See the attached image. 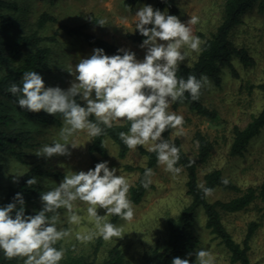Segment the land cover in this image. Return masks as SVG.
I'll return each mask as SVG.
<instances>
[{"label":"clouds","instance_id":"9594fccd","mask_svg":"<svg viewBox=\"0 0 264 264\" xmlns=\"http://www.w3.org/2000/svg\"><path fill=\"white\" fill-rule=\"evenodd\" d=\"M133 21L135 31L142 37L138 45L144 50L142 59L129 48L121 47L108 55L103 48L96 47L67 70L73 79L66 89L46 86L43 76L34 70L25 71L19 84L9 86L7 91L16 98L20 109L61 116L57 137L37 148V157H70L72 149L83 146H78L75 139L80 132L92 141L104 129L128 123L127 131L119 132L128 149L136 151L138 146H145L156 154L157 165L165 172L173 176L181 172L177 166L180 148L163 133L171 129L173 135H183L184 116L173 111L171 105L185 99L198 101L201 90L211 87L203 74L199 78L191 74L187 78L177 76L180 64L188 61L191 53L200 51L202 41L192 31L199 18L191 16L182 22L168 11L143 4L136 9ZM96 23L104 26L107 21L101 18ZM109 164L102 160L87 170L68 169L54 187L39 192L41 207L33 210L34 214H26L22 192H16L10 202L0 205V253L9 259L22 257L24 264H60L65 249L56 245L69 235L68 229L58 228L61 209L65 210L69 224H80L82 214L94 224V231L76 234L82 243L96 237L105 241L122 238L123 225L114 224L108 217L116 216L126 223L133 220L135 209L128 195L131 185L125 175L117 174V167ZM154 175V170L145 166L141 186L148 189ZM221 182L227 184L228 180ZM36 183L34 176L26 181L28 186ZM198 187L205 196L213 193L204 184ZM98 209L105 214L100 215ZM193 254V264H216L209 249L201 248L187 256ZM171 264H190V260L177 256Z\"/></svg>","mask_w":264,"mask_h":264},{"label":"rangeland","instance_id":"374dc122","mask_svg":"<svg viewBox=\"0 0 264 264\" xmlns=\"http://www.w3.org/2000/svg\"><path fill=\"white\" fill-rule=\"evenodd\" d=\"M19 1L25 6L30 3L24 15L27 22L34 20L41 12L47 10L55 14L60 23L70 25H82L91 22L92 19L104 18L107 21L106 25L100 26L96 22H91L87 30L116 43L120 47L129 48L136 53L138 58H143L144 50L138 47L140 43L132 42L126 34L135 30L133 15L136 9L143 4L153 6L154 1L135 5H128L126 0H54L51 5L44 3L43 0ZM225 1L175 0L179 10L176 16L182 22L187 21L191 16H197L199 21L192 26V31L194 35L200 37L203 43L220 23ZM57 26V24L50 23L46 33L53 34ZM58 36L61 40V46L56 50L55 55L61 72L54 73L45 78L44 81L46 86L59 85L66 89L73 79L67 70L74 68L81 57L89 56L93 48L81 36L70 37L62 33ZM234 40L238 46L248 48L254 59V64L244 66L235 58L233 66L223 70L219 82L209 79L211 87H205L201 90L202 102L218 111L219 117L216 120H210L191 111L187 103H182L177 109H174L173 103L171 109L182 114L185 121L183 135L173 136L181 140L184 150L193 157H196L198 151V142L195 137L197 131L207 135L214 142L209 161L201 164L199 168L201 184L204 183L203 177L208 171L220 169L226 177L232 179L242 188H247L260 185L264 180V129L253 139L242 156L231 155L230 148L234 127H245L264 105V90L260 87L264 83V16L258 10L257 5L244 15L242 23L234 30ZM198 54L191 53L189 60L181 64H192L197 59ZM1 109L15 116L17 120L15 126H22L33 132L42 129L36 141L39 144L27 151V161L41 163L50 171L61 174V176L44 179L45 191L54 187L55 183H59L68 169L79 171L91 168L92 158L89 153V145L92 141H87L86 133L83 131L75 137L78 146H83L72 149L70 157L54 156L46 160L35 155L34 152L37 148L45 143L50 144L57 137L62 126V119L59 114L56 115L58 117L57 122L42 128L33 121L21 118L17 109L10 103H5ZM106 146L109 153L106 160L110 162L109 166L117 167L119 170L117 174L125 175L132 186L137 180L138 172L128 170L127 165L145 164L146 159L140 152L141 146H138L136 151L130 150L124 158L120 157L119 147L111 139L106 140ZM30 167L29 162L21 163L10 156L2 160L0 200L5 189L16 183ZM153 170L155 173L152 177L153 188L148 190L139 204L133 203L135 209L133 220L128 223L119 220L115 223L123 225L124 236L117 240H104L95 264H101L109 249L116 244H119L124 250L128 264H143L144 253L153 249L157 243H162L167 237L168 219L177 217L181 210L190 203L191 199L186 187V174L183 170L175 176L165 172L158 165ZM14 176L16 177L15 181L13 180ZM128 195L130 198V193ZM234 196L236 194L233 192L216 189L208 196V199L214 202L216 200H229ZM76 203L79 207H84L82 202ZM260 207L261 204L259 203L252 204L246 210L224 214L223 220L238 241L244 239L247 226L251 221L261 223L251 243L250 257L253 262L264 264V210ZM60 213L58 228L69 230V235L60 241L65 253L92 255L98 237L82 243L76 239V234L94 231V224L87 218L86 214H82L80 224H69L66 220L65 210L61 209ZM98 213L104 215L105 211L98 209ZM108 219L111 221L112 216H109ZM205 221V212L200 210L196 232L202 239V248L212 251L216 258V264H232L229 260V253L219 240L215 239L206 229ZM15 264H24V258Z\"/></svg>","mask_w":264,"mask_h":264},{"label":"trees","instance_id":"16d2710c","mask_svg":"<svg viewBox=\"0 0 264 264\" xmlns=\"http://www.w3.org/2000/svg\"><path fill=\"white\" fill-rule=\"evenodd\" d=\"M150 1H154V8L168 11L172 15L179 13L175 0H126V3L135 5ZM43 2L51 5L54 0H43ZM256 5L264 16V0H226L222 19L216 29L201 44L197 59L192 64H180L177 76L187 78L191 74L199 78L203 74L208 79L219 82L221 73L225 68L233 66L235 58L244 66L253 65L254 59L248 48L236 44L234 30L242 23L244 15ZM29 6L30 3L25 6L19 0H0V168L2 160L7 156L21 163L29 162L31 166L16 183L5 189L0 205L10 202L16 192H22L26 201V214H34L33 210H38L41 207L39 192L46 189L43 186L44 179L61 176V174L50 171L41 163L27 161V151L39 144L36 141L42 129L33 132L22 126H15L17 121L15 116L5 112L1 107L5 103H10L17 109L21 118L33 121L42 128L57 122L58 117L46 114L43 110L34 113L20 109L16 104V98L7 89L14 82L19 84L25 71L34 70L40 73L44 79L58 73L60 65L55 52L61 46L58 36L60 33L70 37L81 36L90 47L103 48L108 55L116 53V50L121 47L87 30L91 22H97V19H92L91 22L82 25L64 24L59 22L55 14L47 10L41 12L34 20L27 22L24 15ZM50 23L58 26L55 32L49 35L46 33V29ZM126 36L134 43H140L142 40L135 30L129 31ZM234 72H236L235 69ZM260 87L264 90V83ZM185 95L187 96V93ZM183 103H187L191 111L210 120H216L219 117L218 111L203 103L201 97L198 101L185 99ZM181 104L180 102L174 103V109H177ZM89 119H94V117H89ZM128 127V123L114 124L112 128L104 129L100 136L93 138L89 145V153L92 158L91 167L108 158L107 139H111L118 145L120 157L127 156L130 149L120 140L119 132L127 131ZM263 129L264 105L245 127H234L230 154L242 156L253 139ZM163 136L180 148V159L177 166L181 167L186 174L187 193L191 201L177 217L168 219L167 237L162 243H157L153 249L144 253L142 263L171 264L172 258L179 256L188 258L190 264H193L195 255L188 257L187 254L202 248V239L196 232V224L199 211L203 210L206 217V229L215 239L219 240L229 253L230 262L232 264H257L251 260L250 250L253 237L261 223L251 221L247 226L244 239L238 241L224 223L223 215L246 210L255 203L261 204L260 208L264 210V180L260 185L242 188L232 179L226 177L220 169L208 171L203 177V184L206 187L212 188L213 192L216 189H222L236 194L229 200L211 202L198 186L201 184L200 165L209 161L214 142L207 135L197 131L195 137L198 142V151L196 157H193L184 150L181 140L173 136V130L165 131ZM140 152L146 159L145 164L127 165L128 170L138 172L137 180L129 190L130 200L134 204H139L148 190L153 188V184L148 189L141 186L144 167L154 169L157 166L154 152L147 151V148L143 146L140 147ZM1 174L0 171V176ZM33 176L37 183L28 186L26 181ZM224 178L228 180L227 184L221 182ZM119 220L118 217L112 216L111 222L115 224ZM103 243L102 238L96 239L92 255H71L66 252L60 264H95ZM56 246L61 247V242H58ZM22 259V257L5 258L0 253V264H15ZM101 264H128V260L122 247L116 244L109 249Z\"/></svg>","mask_w":264,"mask_h":264}]
</instances>
